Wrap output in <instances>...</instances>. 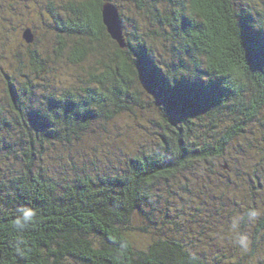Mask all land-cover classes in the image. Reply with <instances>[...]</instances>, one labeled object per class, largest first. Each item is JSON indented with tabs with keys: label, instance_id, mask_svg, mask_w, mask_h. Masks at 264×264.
I'll list each match as a JSON object with an SVG mask.
<instances>
[{
	"label": "trees",
	"instance_id": "16d2710c",
	"mask_svg": "<svg viewBox=\"0 0 264 264\" xmlns=\"http://www.w3.org/2000/svg\"><path fill=\"white\" fill-rule=\"evenodd\" d=\"M3 1L0 23L12 25L19 10ZM60 1L46 11L76 41H58V49L75 65L95 61L84 80L60 91L44 78L17 83L5 73L0 264H262L264 144L240 138L253 124L264 130V0ZM106 2L119 8L124 47L104 24ZM32 55V70L47 72V60ZM40 87L48 90L41 101ZM120 115H147L150 143L107 164L57 160L58 146L72 150L95 123ZM243 145L259 162L233 169L232 152ZM206 173L221 176L205 192L207 211L194 204ZM232 175L253 187L230 196L240 190L230 188ZM250 208L261 213L254 222ZM23 209L36 218L20 230ZM238 234L249 237L247 252L234 243Z\"/></svg>",
	"mask_w": 264,
	"mask_h": 264
},
{
	"label": "rangeland",
	"instance_id": "374dc122",
	"mask_svg": "<svg viewBox=\"0 0 264 264\" xmlns=\"http://www.w3.org/2000/svg\"><path fill=\"white\" fill-rule=\"evenodd\" d=\"M50 1L51 0H15L14 4L17 6V11L19 10V14L16 15L18 17H16L12 23H18L16 25L17 28L13 29V24L11 25L9 22H4L3 24L0 23V35L5 36L8 34L7 40L0 42V90H5L7 86L5 79V73H7L17 83H25L27 77L32 81H35L34 83L36 84L44 82L45 80L53 84L57 91H60V86H74L75 84L80 83L81 80H84L82 78H85V76L80 73L85 74L84 71L90 68L89 63L94 65L95 57H93L94 59L89 58L87 60L89 63L75 65L69 62L66 55L63 56L61 50L58 49V41L63 40L69 45L70 43H75L76 37L67 36L66 34L60 35L57 29L54 28L53 25H55V22H53L51 15L46 11L47 4ZM54 1L55 3H61L60 0ZM3 2V0H0L2 6ZM7 2L10 1L7 0ZM124 4L125 10H128L126 7L128 4ZM28 27L32 29L35 37L34 42L31 44L27 43L23 38V32ZM33 53H38L42 61L47 60V69L49 68L51 71L47 70V72L44 71L38 75L36 71L32 70L31 60L33 57L31 56H33ZM54 61L56 64H51V62ZM42 78H44V80ZM47 91L48 90L42 91V88L40 87L36 91L38 93L37 99L41 101L44 98H41V92L46 93ZM152 115L154 116L153 113ZM149 122L150 120L147 115H138L137 117L120 115L109 122L105 121L101 124L95 123L93 125V130L89 136L86 137L85 141L76 145V147H73L72 150H69L68 147L58 146L57 160L65 161L68 157H73L79 160V157L85 156L86 160L89 162L90 159H95L96 156L100 159V162L102 161L101 163L107 164L111 158H116L117 154L123 155L120 153V150L122 149H124L123 152L126 157L129 155L131 156L135 151L141 149L143 143H150L148 139L152 135L148 132L151 130ZM143 125L145 127H143ZM261 129L262 128L258 124H253L252 127L248 129V132H246V134L240 139L249 140L257 138L258 141L264 144V136H261V132L264 130L261 131ZM245 145L237 148L239 149L238 153L235 150L232 152L234 157L230 158L229 164L233 169H236V167L241 165L245 166V164L250 161L254 163L258 161V153L254 149L245 147ZM51 153L55 154L56 152L51 151ZM71 158L66 162L68 163ZM261 158L263 159L262 161H264L263 153ZM223 164L224 159H220L217 164V168L222 172L225 171L221 167ZM201 175H199V179L196 180L198 181V186L200 184V187L205 190L201 191V188L194 190L195 197H198L194 204H199L203 207V210L207 211L208 209L206 207L204 208V206L205 204L208 205L209 201L204 198L205 192L209 188L215 190L216 187L213 186L212 182L216 181L221 176L208 174V176ZM205 185H207V187ZM229 185L232 190L240 189L239 191L232 192L230 196L235 195L241 197V195L246 193V187L250 190L251 187H253L254 182H247L242 179V176L232 175ZM216 191L221 193L224 189L217 187ZM260 193L264 197V187L262 189V186ZM187 196L189 197V194H187ZM253 264H260V260L259 263L256 262ZM262 264H264V262Z\"/></svg>",
	"mask_w": 264,
	"mask_h": 264
},
{
	"label": "water",
	"instance_id": "95a60500",
	"mask_svg": "<svg viewBox=\"0 0 264 264\" xmlns=\"http://www.w3.org/2000/svg\"><path fill=\"white\" fill-rule=\"evenodd\" d=\"M102 16L110 36L124 47V24L120 16L119 8L112 2H106L102 7ZM23 38L27 43L31 44L34 42V33L30 27L26 28L23 32Z\"/></svg>",
	"mask_w": 264,
	"mask_h": 264
},
{
	"label": "clouds",
	"instance_id": "9594fccd",
	"mask_svg": "<svg viewBox=\"0 0 264 264\" xmlns=\"http://www.w3.org/2000/svg\"><path fill=\"white\" fill-rule=\"evenodd\" d=\"M260 214V211L256 208H250L246 212L247 219L251 222H254ZM35 218L36 213L34 210L23 209L22 214L15 220V226L18 229L23 230L30 226L34 222ZM241 219H243V217H237L233 220L232 229L234 231L238 228ZM234 243L244 252H247L251 247V241L245 234H238L234 240Z\"/></svg>",
	"mask_w": 264,
	"mask_h": 264
}]
</instances>
